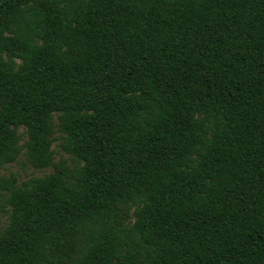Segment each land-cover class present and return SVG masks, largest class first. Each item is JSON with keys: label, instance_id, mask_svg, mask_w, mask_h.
<instances>
[{"label": "trees", "instance_id": "1", "mask_svg": "<svg viewBox=\"0 0 264 264\" xmlns=\"http://www.w3.org/2000/svg\"><path fill=\"white\" fill-rule=\"evenodd\" d=\"M19 157L0 264H264V0H0Z\"/></svg>", "mask_w": 264, "mask_h": 264}, {"label": "rangeland", "instance_id": "2", "mask_svg": "<svg viewBox=\"0 0 264 264\" xmlns=\"http://www.w3.org/2000/svg\"><path fill=\"white\" fill-rule=\"evenodd\" d=\"M56 143L52 144V149L56 150ZM59 154L54 155V160H57ZM50 172V169L34 170L24 163L22 157H19L16 162L0 166V175H7L8 173L15 174L19 181L30 176H43ZM6 222V215L0 210V227H3Z\"/></svg>", "mask_w": 264, "mask_h": 264}]
</instances>
